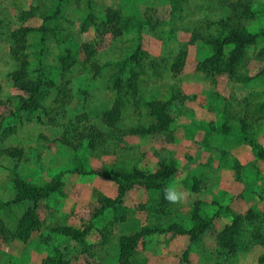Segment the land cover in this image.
I'll return each mask as SVG.
<instances>
[{
    "label": "rangeland",
    "instance_id": "1",
    "mask_svg": "<svg viewBox=\"0 0 264 264\" xmlns=\"http://www.w3.org/2000/svg\"><path fill=\"white\" fill-rule=\"evenodd\" d=\"M53 13L43 44L36 28ZM232 30L254 36L233 71L224 63L235 43L200 66ZM39 74L52 85L28 113L21 84ZM222 124L226 134L211 130ZM242 127L264 147V0H0V200L12 198L15 178L40 185L62 173L26 239L18 223L28 203L0 208V264H264V160ZM161 166L175 168L165 186L176 184L183 202L138 184L97 216L117 184L75 170ZM205 216L193 240L176 230ZM88 221L83 241L61 231ZM123 236L135 237L127 263Z\"/></svg>",
    "mask_w": 264,
    "mask_h": 264
},
{
    "label": "trees",
    "instance_id": "2",
    "mask_svg": "<svg viewBox=\"0 0 264 264\" xmlns=\"http://www.w3.org/2000/svg\"><path fill=\"white\" fill-rule=\"evenodd\" d=\"M56 16V13L49 14L43 18V25L36 28L41 33V40L44 44L47 36L50 34L48 30V26L46 25L48 21ZM127 19L131 20L132 25L136 27L138 32L141 31L142 25L134 20V16H128ZM150 24L155 23L151 21H147ZM254 39L252 35H240L237 31L232 30L228 34L220 35L216 40L212 43L213 54L212 57L208 60H205L203 63H200L204 69H207L206 65L214 66L216 62L220 61L222 57L226 44L235 43L236 46L233 51L228 54V61L224 63V66L228 68L229 71H233L234 65L238 62L239 58H241L243 53V45L246 43H250ZM182 53V54H181ZM177 55V62L173 66L175 70L179 69L180 62L184 57L183 51H181ZM142 55L139 46L133 52V54L129 57L130 59H138ZM68 59V56H67ZM68 61H72L70 58ZM42 67V65H41ZM44 75H37L34 79L28 80L26 85L21 84L24 88V97L19 104L20 109L24 110L28 113L34 112L40 105L41 100L43 99L45 92L48 90L47 88L52 85L51 82L45 80L43 78ZM165 123V122H164ZM166 124V123H165ZM162 125V124H160ZM158 126V125H157ZM213 131H219L223 134H226L229 128L225 125L214 126L211 128ZM242 132L244 135V139L246 143L251 147L253 154L264 160V147L256 142L253 138L248 137L246 134V128L242 127ZM75 170L79 173H97L98 175L107 178L114 183L117 184V195L114 198H105L102 204L99 206L97 212L93 214V216H97L98 213H102L106 208L113 207L119 203H121L122 198L125 193L132 187V185H144L147 188H161L164 187L169 178L174 174L175 168L173 166H161L158 170L152 172H142L139 170H131L129 172L125 171H117L114 169H102L99 171L89 169L86 170L84 168H75ZM62 178V173H58L54 177H52L49 181L40 184L33 185L25 182L20 178H15V191L11 199L0 200V208L7 206L9 204L14 203H28L27 210L22 215L21 219L18 223V232L19 237L21 239H26L30 232L36 229L39 225L40 221L37 217L36 208L41 199H47L50 197L59 187L60 180ZM212 218L210 216H205L202 219H197L194 223V226L191 228L185 229H176L180 233H186L189 236L190 240L196 238L199 234H201L211 223ZM93 221H88V223L82 228H63L61 231L69 236L71 239L75 241H83L85 237L89 234L91 229L93 228ZM231 233L232 228L228 227L224 232V237L226 240L222 245L230 246L231 245ZM134 236H123L120 240V250H119V261L127 263L128 257L130 256L133 247H134ZM186 253V252H185ZM55 262H52V259L43 264H64L60 258H56ZM98 264V263H97ZM100 264V263H99Z\"/></svg>",
    "mask_w": 264,
    "mask_h": 264
},
{
    "label": "clouds",
    "instance_id": "3",
    "mask_svg": "<svg viewBox=\"0 0 264 264\" xmlns=\"http://www.w3.org/2000/svg\"><path fill=\"white\" fill-rule=\"evenodd\" d=\"M164 199L170 204H179L185 199V193L176 184L170 183L164 188Z\"/></svg>",
    "mask_w": 264,
    "mask_h": 264
}]
</instances>
